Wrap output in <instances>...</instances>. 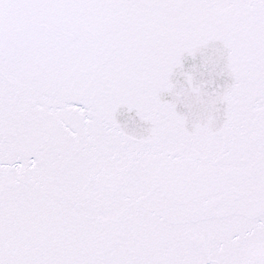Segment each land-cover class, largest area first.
<instances>
[{
	"label": "snow or ice",
	"instance_id": "6c2138e0",
	"mask_svg": "<svg viewBox=\"0 0 264 264\" xmlns=\"http://www.w3.org/2000/svg\"><path fill=\"white\" fill-rule=\"evenodd\" d=\"M0 264H264V0H0Z\"/></svg>",
	"mask_w": 264,
	"mask_h": 264
}]
</instances>
